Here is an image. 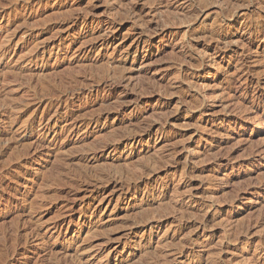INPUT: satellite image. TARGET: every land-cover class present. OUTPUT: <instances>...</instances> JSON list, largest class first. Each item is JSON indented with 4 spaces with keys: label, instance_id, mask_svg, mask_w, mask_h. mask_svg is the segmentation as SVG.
I'll return each mask as SVG.
<instances>
[{
    "label": "rangeland",
    "instance_id": "obj_1",
    "mask_svg": "<svg viewBox=\"0 0 264 264\" xmlns=\"http://www.w3.org/2000/svg\"><path fill=\"white\" fill-rule=\"evenodd\" d=\"M226 2L0 0V224L38 214L0 264H264V0Z\"/></svg>",
    "mask_w": 264,
    "mask_h": 264
},
{
    "label": "bare ground",
    "instance_id": "obj_2",
    "mask_svg": "<svg viewBox=\"0 0 264 264\" xmlns=\"http://www.w3.org/2000/svg\"><path fill=\"white\" fill-rule=\"evenodd\" d=\"M225 1H227L226 2V4H228L229 5V7H228V9H225L224 10V13L226 14V16L228 15V14H233L234 12H236L239 8H248L249 6H250V0H234V2H232V0H225ZM231 3H233L232 4V6H230L231 5ZM131 8V7H130ZM132 10V9H131ZM157 27V26H156ZM257 30H260L259 28H257ZM140 34H143V36L142 35H140V36H142V38H145L144 37V33H140ZM113 73L115 74L114 76H115V78H117V79H119V78H121L122 80L124 79V78H128V77H125V75L122 73V71H120L119 70V68H117L116 66H114L113 67ZM16 71V70H15ZM217 71V70H216ZM11 72V71H10ZM12 73H14V72H12ZM15 73H17V72H15ZM19 74H21L20 73V71H19ZM33 74V73H32ZM37 75H39V73L37 74ZM20 76V75H19ZM23 76V75H22ZM110 76V75H109ZM112 76V75H111ZM110 76V77H111ZM127 76V75H126ZM21 77V76H20ZM20 77H18L19 78V80L17 79V76L14 78L16 81H14L15 83L17 82V80L18 81H20ZM113 77V76H112ZM112 77L110 78V79H112ZM114 78V79H115ZM109 78L107 79V80H110ZM74 80H76V79H74ZM116 80V79H115ZM114 80V82H116ZM11 81V80H10ZM9 81V82H10ZM78 81V80H77ZM76 81V82H77ZM110 81H112V80H110ZM124 81V80H123ZM107 82V81H106ZM109 82V81H108ZM113 82V83H114ZM13 83V82H12ZM18 83H20V82H18ZM74 83H75V81H74ZM73 83V84H74ZM102 83V82H101ZM113 83H111V84H113ZM6 84H8V83H6ZM72 84V85H73ZM79 84V83H78ZM81 84H83L82 83V81H81ZM98 84H100V82L99 83H97L96 85H98ZM110 84V85H111ZM115 84V83H114ZM107 85H109V83L107 84ZM109 85V86H110ZM116 86H115V88L116 87H119L120 85L119 84H115ZM18 86V85H17ZM68 86H69V84H68ZM76 86V85H75ZM81 86V85H80ZM90 86H92V85H90ZM106 86V85H105ZM123 86H124V84H123ZM72 87V86H71ZM74 87V86H73ZM77 87H78V85H77ZM81 87H83V86H81ZM122 87V86H121ZM126 87V86H125ZM18 88H20V87H18ZM50 87H48L47 89H49ZM65 88V87H64ZM69 88V87H68ZM68 88H66V90L68 89ZM75 89H77L76 87H74ZM88 89V87L85 85V87H84V89ZM113 88V87H112ZM114 88V89H115ZM13 89V92H14V88H12ZM45 87H44V89L42 88V90L44 91V92H47L46 90H47ZM54 88L52 87V89L50 88V90H53ZM57 90V89H56ZM66 90H64L65 91V93H66ZM68 90H72V89H68ZM82 90V89H81ZM10 91V90H9ZM35 91V90H34ZM34 91H32V92H34ZM63 91V90H62ZM63 91V92H64ZM75 91V90H74ZM13 92H11V93H13ZM36 92V91H35ZM40 92V91H39ZM50 93H44V94H42V92H40V94H37L38 93V91L35 93L36 95L33 97L34 98V100H33V102L35 103V104H37L38 106L39 105H43V104H45L46 105V103H47V105H46V107H45V111L47 112V114L49 115L51 112H54L55 114H59L61 111H62V109H64V108H59L57 105L55 106H51L49 103L53 100V99H55V98H57V99H55V100H61L62 101V99H61V96H60V94H58L59 96H57L56 94H57V92L55 93L54 91L53 92H51V91H49ZM76 92V91H75ZM79 92L80 91H78V94H79ZM82 92V91H81ZM5 93V92H4ZM71 93H72V91H71ZM83 93V92H82ZM6 94H8L7 92H6ZM10 94V93H9ZM8 94V95H9ZM28 94V93H27ZM64 94V93H63ZM5 95V94H4ZM11 95V94H10ZM10 95H9V97H10ZM13 95V94H12ZM14 95H16V94H14ZM62 95V94H61ZM71 95V94H70ZM74 95V94H73ZM24 96V95H23ZM29 96V95H28ZM31 96V95H30ZM30 96H29V99H30ZM4 97V96H3ZM6 97V96H5ZM13 97V96H12ZM19 97V99H20V96H18ZM131 97H132V99H131ZM22 98H25V96L24 97H22L21 96V99ZM26 98H28V97H26ZM25 98V99H26ZM59 98V99H58ZM71 98V97H70ZM8 97H6V101L8 102ZM18 98H16V100H17ZM65 99H67V97L65 98ZM127 99H129L128 101H127ZM12 100H14V101H16L15 100V98L14 99H12ZM32 100V99H31ZM139 100V98L138 97H134V96H131V95H127V97H125L123 100H122V102H120V101H116L115 103L116 104H125V105H129V103H132V102H134V103H136L137 101ZM5 101V102H6ZM14 101H12L13 103H14ZM21 101H23V100H21ZM67 101V100H66ZM2 102V101H1ZM18 102V101H17ZM32 102V101H31ZM9 104L8 105H10L11 103H10V99H9V102H8ZM12 103V104H13ZM25 103V102H24ZM20 104V102L19 103H17V112H18V110L19 109H21L22 110V108H25V106L27 107V109H28V107L30 106V104H29V102L27 103V104ZM55 103V102H54ZM53 103V104H54ZM64 103H66L65 102V100H64ZM114 103V104H115ZM1 104V103H0ZM4 104V103H3ZM32 104V103H31ZM103 104H105V103H103ZM7 104H5V106H6ZM7 105V106H8ZM29 105V106H28ZM34 105V104H33ZM110 105V104H109ZM1 106V105H0ZM11 106V105H10ZM24 106V107H23ZM12 107V106H11ZM14 107H15V105H14ZM43 107V106H42ZM66 107V106H65ZM121 107V106H120ZM120 107H119V105H113V107H112V110H111V112L113 111V112H117L119 109H120ZM9 108V107H8ZM7 108V109H8ZM66 108H68V107H66ZM65 108V109H66ZM108 108H109V106H108ZM0 109H1V107H0ZM16 109V108H15ZM34 109V108H33ZM64 109V110H65ZM110 109H111V107H110ZM36 110V109H35ZM5 111V110H4ZM11 111H12V109H11ZM34 111V110H33ZM9 112V111H8ZM13 112V111H12ZM21 111H19V113H20ZM36 112V111H35ZM44 112V111H43ZM110 112V111H109ZM110 112V113H111ZM6 113V112H5ZM3 114V113H2ZM10 116H12L11 114H9ZM9 116V117H10ZM30 116H31V114H30ZM42 116H44V114L42 115ZM96 117H97V115H95ZM14 117V116H13ZM40 117H41V115H40ZM39 117V118H40ZM16 118V117H15ZM10 119V118H9ZM35 119V118H34ZM93 119V118H92ZM92 119L90 118V120L92 121ZM97 119V118H96ZM28 120H29V118H28ZM14 121V120H13ZM23 121H25V120H23ZM34 121V120H33ZM94 121V120H93ZM252 121V120H251ZM2 122V121H1ZM7 122V121H6ZM10 122H12L11 121V119H10ZM15 122V121H14ZM247 123H249V124H251V123H253V122H248L247 121ZM22 124V123H21ZM28 124V123H27ZM11 125V124H10ZM23 125H24V122H23ZM18 127V126H17ZM86 127V126H85ZM89 126H87V128H88ZM18 131V130H17ZM16 131V132H17ZM21 131V130H20ZM19 131V132H20ZM14 132V131H13ZM23 133H25V132H23ZM14 135H16L15 133H13ZM18 135V134H17ZM23 135H21V137H22ZM26 136V135H25ZM114 136H117V135H114ZM15 137V136H14ZM18 137V136H17ZM138 137V136H137ZM16 138V137H15ZM134 138H136V135L135 134H133V133H129L127 136H126V141L127 142H130V141H132ZM4 139H5V137H4ZM9 139V138H8ZM12 139V138H11ZM19 139V138H18ZM18 139H16V141L18 140ZM1 141H3V138H2V140H1V138H0V143H1ZM10 141V140H9ZM18 142V141H17ZM22 142V141H21ZM3 143V145H4V142H2ZM16 143V142H15ZM14 143V144H15ZM19 143V142H18ZM6 144V143H5ZM21 144V143H20ZM19 145V144H18ZM24 145L25 144H23V146L22 147H24ZM84 145V144H83ZM15 146V145H14ZM26 146V145H25ZM2 147V145L0 146V148ZM18 147V146H17ZM21 147V146H20ZM8 148V147H7ZM13 148V147H12ZM25 148V147H24ZM20 149H22V148H20ZM23 150V149H22ZM83 150V149H82ZM98 150L99 149H92V150H90L89 152H85L84 153V155H82L83 157V159H87V158H89V157H95V155L97 154V152H98ZM2 151V150H1ZM27 152V150L25 151V153ZM81 152V151H80ZM79 152V153H80ZM83 152V151H82ZM21 153V152H20ZM23 153V152H22ZM2 154V153H1ZM81 154V153H80ZM83 154V153H82ZM17 155V154H16ZM21 155V154H20ZM21 158V157H20ZM17 159V158H16ZM13 161V160H12ZM16 161V160H15ZM15 161H14V163H15ZM17 162H19V161H17ZM13 163V162H12ZM1 166V165H0ZM117 168V167H116ZM116 170H118V169H116ZM116 172V171H115ZM7 173V171H6V169H5V165H2L1 167H0V187H1V180L3 179L4 180V175ZM81 173H83V172H81ZM117 173V172H116ZM84 174V173H83ZM96 181H99L100 182V185H105L106 183H108L109 182V179H105L104 181H100V180H96ZM128 179H126V181H125V184H127L128 183ZM51 182L53 183L54 182V179L52 178L51 179ZM83 182V181H82ZM81 184V183H80ZM83 184V183H82ZM85 184H87V183H85ZM85 184H84V186H85ZM87 186L88 187H91V188H93V187H95L96 185H95V183H88L87 184ZM104 188V187H103ZM9 194H11V193H9ZM8 194V195H9ZM26 201V200H25ZM19 209L17 210V212H15V213H13V219L12 220H9L8 221V219H9V215L8 214H6V219H4V220H2L1 221V224H0V232H1V236L2 237H5V238H7V239H10L12 242H13V244L14 243H16V242H18L19 240V238L21 237V232L20 231H22V230H20V228H19V226H18V223L21 221V219H22V217L24 216V213H25V211L27 210V213H28V215H27V219L26 220H28V224H29V226H32V227H34L35 225H36V222H37V216H38V214H37V209H36V207L33 205V203H31V204H29V206L28 207H18ZM5 216V215H4ZM27 222V221H26ZM22 229V228H21ZM7 231V232H6ZM24 231V230H23ZM16 237H17V239H16ZM1 242V241H0ZM9 242V241H8ZM7 242V243H8ZM1 243H3V245H4V241H3V239H2V242ZM10 245V244H9ZM1 246V245H0ZM15 246H17L16 244H15ZM4 247H6L5 245L4 246H1L0 247V251H6V250H4ZM12 247H10V249H11ZM12 250V249H11Z\"/></svg>",
    "mask_w": 264,
    "mask_h": 264
}]
</instances>
